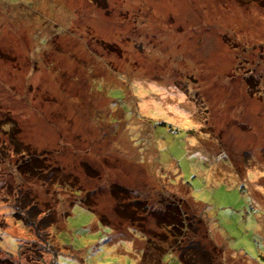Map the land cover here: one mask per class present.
<instances>
[{
  "label": "rangeland",
  "instance_id": "374dc122",
  "mask_svg": "<svg viewBox=\"0 0 264 264\" xmlns=\"http://www.w3.org/2000/svg\"><path fill=\"white\" fill-rule=\"evenodd\" d=\"M190 238L215 248L182 264H264V0H0L1 258L178 264Z\"/></svg>",
  "mask_w": 264,
  "mask_h": 264
},
{
  "label": "trees",
  "instance_id": "16d2710c",
  "mask_svg": "<svg viewBox=\"0 0 264 264\" xmlns=\"http://www.w3.org/2000/svg\"><path fill=\"white\" fill-rule=\"evenodd\" d=\"M247 87H251V84L248 83V86ZM12 139H13V141L10 144H9V142H8V144H4L6 146H3L2 151H1V154L5 153L6 155H8L10 157H12V156L18 157V159H17L18 166L16 167L18 169V167L27 165L26 164L27 163V157L23 155V153H24L23 144H22L23 141L22 140L21 141L18 140L16 137H14ZM30 149H32V148H30ZM30 153L32 155V156L30 155V159L31 160H34V161H37L38 157H37V155H35L36 151H32ZM54 168L57 169V167H54ZM54 168L51 167L52 172H54V170H55ZM28 169L33 173V175L36 176L35 179L41 180L42 182H43V178L46 177L48 175L49 171H50V167L47 164H45L43 162V160H41L37 164H34V165L30 166ZM20 172L22 173V171H20ZM129 201L132 202L131 199ZM14 205L18 209L17 210V214H19V212L20 213L21 212H24V214L27 217L28 224L29 225L32 224L31 225V229L34 231L35 234L37 233V235H38V237L36 239L37 241H41V240L44 241L45 240V233L51 235L50 232H49L50 231L49 230V228H50V224L49 223H50L51 219L48 220L47 217L50 216L52 218V222L56 221V219H53V218H55V212L52 214V211H51L50 208H47L45 210L40 208L41 211L39 210V211H37V213H34V212L32 213L30 211V216H29L28 215V212L26 211V209L29 206L32 205V207H31V210H32V208L38 207V204L37 203H31L29 206H26V204H23L22 203V201L20 200L19 197H17L16 200L14 201ZM179 205L180 204H178V206ZM193 211H194V215H197V216L200 215L198 211H195V210H193ZM147 214L149 215V212ZM201 218H203V216H201ZM184 219L187 222L186 223L184 220L182 221L183 223H185V225H183L182 227H180L178 229V228H175L173 224H170V226H167L165 228H161V231L162 232L160 233V235L164 236V238L165 237H168L169 242L171 243L172 237L179 238V233L182 234V233L187 232L186 235H189V234H193L192 231L195 230L194 233H196L198 235V233H200V231H199L200 230V227L202 226L201 224L202 223H205V225H206L205 220H203L204 218L201 219L202 221H199V219H193V220H187L186 218H184ZM206 228H207V230L210 233L209 226H206ZM168 230H171V231H168ZM201 230H202V233H203V229H201ZM167 231H168V235H167ZM99 234H101V233H99ZM206 236H208L209 239H210V235L208 233H207ZM184 239H185V237H184ZM190 240L196 241L194 238H190ZM199 241L200 242L196 241L197 243H189L187 245L184 244L183 242L182 243L181 242L180 243H174V244L171 245V246H174L176 248V250L178 251V256H177V259L179 260L178 264H182L180 258L187 259V257L191 256L192 254H196L197 255L198 252H200V253H199V256H197V258H200L201 257L200 255H202V251L206 253L207 251L210 252V248H212V250L215 248V245L213 244V245L207 246V248L204 249L203 248L204 245H202L203 243L201 242L202 241V238H199ZM9 242H10V244H14L12 247L15 248V241L13 239H11ZM209 242H210V244H212L211 243V239L209 240ZM51 243H52L51 245H54L53 242H51ZM30 244H32V243H30ZM40 244H42V243H40ZM68 245H70V244H68ZM174 250L175 249H173V252L174 253H177ZM146 252H147V250L144 251V255H146ZM56 253L57 252H55V255H56ZM64 253H65L64 251L61 252V253H58L56 255V257L54 258V260H52V261L50 259H45V261H43V263L44 264H68L66 261H64L62 259ZM165 254L166 255H169L171 253L166 251ZM55 255H53V257ZM166 255L165 256H164V254L162 255V260L165 263H167V261H165ZM219 260H221V257L220 256H219ZM9 261H11V262H9ZM0 264H12L11 257L10 258H5V257H2L1 258V256H0Z\"/></svg>",
  "mask_w": 264,
  "mask_h": 264
}]
</instances>
